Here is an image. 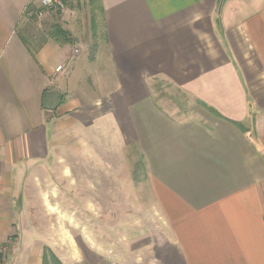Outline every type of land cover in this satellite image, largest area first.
Returning a JSON list of instances; mask_svg holds the SVG:
<instances>
[{
  "label": "crops",
  "instance_id": "1",
  "mask_svg": "<svg viewBox=\"0 0 264 264\" xmlns=\"http://www.w3.org/2000/svg\"><path fill=\"white\" fill-rule=\"evenodd\" d=\"M39 1L0 0V264L10 248L39 264L43 248L57 253L37 222L59 188L40 176L74 129H99L143 163L162 229L131 264H264V0H100V94L87 70L80 80L77 44L33 50L20 35ZM160 82L189 100L185 114L160 100ZM119 173L132 210L135 172Z\"/></svg>",
  "mask_w": 264,
  "mask_h": 264
},
{
  "label": "rangeland",
  "instance_id": "2",
  "mask_svg": "<svg viewBox=\"0 0 264 264\" xmlns=\"http://www.w3.org/2000/svg\"><path fill=\"white\" fill-rule=\"evenodd\" d=\"M64 5L62 10H44L40 19L26 17L20 35L33 50L49 41L68 45L55 35V27H61L68 33V41L77 44L75 51L86 53V62L78 71L80 80L87 70L85 77L92 75L94 90L100 94L101 83L111 79V69L97 1L64 0ZM157 91L169 108L186 113L189 100L178 90L160 82ZM112 137L106 139L99 129L64 133L40 176L44 184L52 182L59 188L44 191L52 195L53 201L43 206L42 219L37 222L42 243L52 247L66 264H84V255L95 256L96 260L104 257L110 264H131L135 258L147 255V246L161 233L162 222L149 196L142 161L132 150L126 154L120 151ZM126 164L132 166L136 180L132 177L139 184L134 194L137 205L132 210L123 203L125 192L116 189L122 174L119 172ZM98 167H106L107 174ZM116 193L123 195V204L118 206L114 205ZM39 256L10 248L4 264H39Z\"/></svg>",
  "mask_w": 264,
  "mask_h": 264
},
{
  "label": "built area",
  "instance_id": "3",
  "mask_svg": "<svg viewBox=\"0 0 264 264\" xmlns=\"http://www.w3.org/2000/svg\"><path fill=\"white\" fill-rule=\"evenodd\" d=\"M63 0H40L38 7H30L26 10L28 18L40 19L44 10H62L64 9ZM62 67H58L56 72H60Z\"/></svg>",
  "mask_w": 264,
  "mask_h": 264
},
{
  "label": "trees",
  "instance_id": "4",
  "mask_svg": "<svg viewBox=\"0 0 264 264\" xmlns=\"http://www.w3.org/2000/svg\"><path fill=\"white\" fill-rule=\"evenodd\" d=\"M96 1L98 4L100 15L102 17L103 13H102L101 2H100V0H96ZM63 2H64V0H63ZM55 30H56L55 35L58 38H62L70 44L72 43V42L68 41L69 40V38L67 37L68 33H66L61 27L56 26ZM42 264H64V263L59 259V257L50 248L45 247L44 253H43V258H42Z\"/></svg>",
  "mask_w": 264,
  "mask_h": 264
}]
</instances>
